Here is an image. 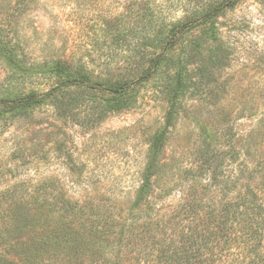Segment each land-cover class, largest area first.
<instances>
[{
    "label": "rangeland",
    "instance_id": "obj_1",
    "mask_svg": "<svg viewBox=\"0 0 264 264\" xmlns=\"http://www.w3.org/2000/svg\"><path fill=\"white\" fill-rule=\"evenodd\" d=\"M144 1L0 0V47L12 46V54H0V100L6 92L44 94L42 103L22 111L0 102V203L50 202L53 181L58 195L100 203L122 217L143 184L153 138L165 132L158 184L184 186L188 198L210 205L198 210L199 218L208 211L213 217L232 170L247 163L241 155L231 159L245 136L258 138L250 164L264 153V130L257 134L264 119V0H243L220 19L230 49L226 66L215 69L208 55L197 61L193 68H207L209 86L178 97L175 105L164 76L130 91L121 109L104 114L106 93L73 88L45 95L57 82L59 60L73 70L86 65L94 80L124 73L129 51L115 46L113 35L123 19L127 29L133 25ZM71 96L81 102L67 114L60 106ZM256 180L262 188L263 174ZM169 200L176 204L179 194ZM20 249L4 260L20 262Z\"/></svg>",
    "mask_w": 264,
    "mask_h": 264
},
{
    "label": "trees",
    "instance_id": "obj_2",
    "mask_svg": "<svg viewBox=\"0 0 264 264\" xmlns=\"http://www.w3.org/2000/svg\"><path fill=\"white\" fill-rule=\"evenodd\" d=\"M242 1L145 0L133 25L127 29L123 19L113 35L115 46L129 51L124 73L94 80L86 65L73 70L67 61L59 60L54 68L57 82L45 95L56 97L73 88L109 94L102 114L121 109L130 91L159 76L166 79L164 88L173 105L178 97L198 95L209 86L207 68L193 65L208 55L215 69H224L230 49L220 19ZM0 54H12V46L0 47ZM2 95L1 104L22 111L42 103L39 97L44 94ZM79 102L71 96L60 109L70 114ZM258 128L257 134L264 130V119ZM165 136L162 132L153 138L143 184L122 217L100 203L58 195L53 181L48 188L50 202L0 203V264H264V153L253 159L255 164L248 162L257 145L256 134H247L232 153V160L241 155L247 163L232 170L222 192L225 198L216 201L220 204L216 216L208 211L202 219L198 210L210 205L196 196L188 198L184 186L158 184L162 176L157 162ZM257 173L263 174L262 188L256 184ZM176 194L179 200L171 204L169 199ZM15 248H21L20 262L4 260Z\"/></svg>",
    "mask_w": 264,
    "mask_h": 264
}]
</instances>
